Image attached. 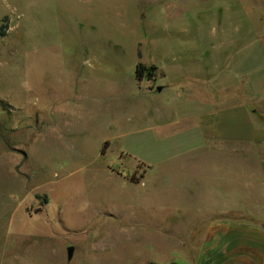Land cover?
Segmentation results:
<instances>
[{"label": "rangeland", "instance_id": "rangeland-1", "mask_svg": "<svg viewBox=\"0 0 264 264\" xmlns=\"http://www.w3.org/2000/svg\"><path fill=\"white\" fill-rule=\"evenodd\" d=\"M262 34L264 0H0V264L204 260L230 159L196 150L202 67L239 84Z\"/></svg>", "mask_w": 264, "mask_h": 264}, {"label": "crops", "instance_id": "crops-1", "mask_svg": "<svg viewBox=\"0 0 264 264\" xmlns=\"http://www.w3.org/2000/svg\"><path fill=\"white\" fill-rule=\"evenodd\" d=\"M258 48L254 56L261 59L259 67L253 74L237 75V85L235 63L232 68L220 65L219 54L202 67L205 80L198 83L202 101L213 108L198 117L204 145L196 150L210 149L207 153L217 160L227 155L230 161H216L210 196L203 190L197 195L200 202L211 200L220 209L205 232L210 253L198 264H264V34ZM222 75L231 77L224 87ZM248 146L254 150L255 164L246 161ZM201 210L199 206L194 212Z\"/></svg>", "mask_w": 264, "mask_h": 264}, {"label": "trees", "instance_id": "trees-1", "mask_svg": "<svg viewBox=\"0 0 264 264\" xmlns=\"http://www.w3.org/2000/svg\"><path fill=\"white\" fill-rule=\"evenodd\" d=\"M157 69L158 67L156 65L147 66L142 63H138L135 70L136 78L137 80H143L145 77L155 78ZM108 145L109 143L105 144V147L103 148V153H105V149ZM131 180L135 181V179L133 178Z\"/></svg>", "mask_w": 264, "mask_h": 264}, {"label": "bare ground", "instance_id": "bare-ground-1", "mask_svg": "<svg viewBox=\"0 0 264 264\" xmlns=\"http://www.w3.org/2000/svg\"><path fill=\"white\" fill-rule=\"evenodd\" d=\"M8 160H7V157H6V155H2V154H0V170L2 171V172H5V175H6V171H7V162ZM3 174V173H2ZM4 175V174H3ZM1 178V177H0ZM4 178H5V176H4Z\"/></svg>", "mask_w": 264, "mask_h": 264}, {"label": "water", "instance_id": "water-1", "mask_svg": "<svg viewBox=\"0 0 264 264\" xmlns=\"http://www.w3.org/2000/svg\"><path fill=\"white\" fill-rule=\"evenodd\" d=\"M158 90L161 91V90H162V87H159ZM68 253H69V257H72V254H73V247H69V249H68Z\"/></svg>", "mask_w": 264, "mask_h": 264}]
</instances>
